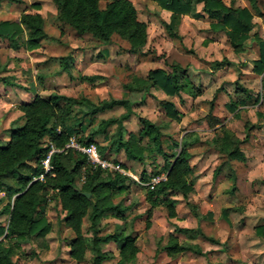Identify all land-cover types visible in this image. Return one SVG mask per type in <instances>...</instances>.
<instances>
[{
    "label": "rangeland",
    "instance_id": "374dc122",
    "mask_svg": "<svg viewBox=\"0 0 264 264\" xmlns=\"http://www.w3.org/2000/svg\"><path fill=\"white\" fill-rule=\"evenodd\" d=\"M99 1L100 6L105 7L112 0ZM130 1L138 18L148 25L147 43L139 52L130 51L129 43L118 35L113 36L111 43L100 42L91 34L79 35L58 19L52 0H0V21H18L25 12H39L45 18L47 34L42 46L33 51L24 44L25 34L17 49L9 40L0 38V145L8 139L6 132L13 121L24 122L20 104L37 94L48 96L59 92L88 97L97 103L130 98L134 113L124 121L126 138L131 133L139 134L140 117L162 126L163 146L169 152L175 151V141H181L187 134L200 138L189 148L194 190L188 199L182 194L174 195L178 200V215L174 218L169 217L164 206L148 213L147 186L136 179H140L144 168L148 172L156 166L160 168L164 163L162 156L148 152L145 163L128 160L124 151L116 156L126 164L128 169H124L132 178L130 200L133 207L129 218L134 220L133 231L140 246L132 264H264V72L254 71L259 42L251 38L244 51H235L224 32L211 28V22L219 17L210 18L201 4L196 6L199 16L184 15L174 30H170L167 23L171 12L162 9L156 0ZM223 1L241 7L249 4L247 0ZM260 7L264 12V0L260 1ZM254 24L252 34L258 33L264 39V15H256ZM62 58H66L68 69L63 67ZM223 60L218 69L213 67L215 61ZM174 63L186 69L185 87L180 96L168 95L156 86L144 96V92L132 93L125 89L124 84L133 76L147 77L149 70L155 68L171 70ZM238 86L250 91L251 96L247 97ZM164 101L175 104L182 113L181 120L166 114L162 106ZM231 104L237 105L235 111ZM126 110L119 105L108 107L95 116L92 125H88L90 116L75 110L69 123L77 130L85 128L87 134L102 119L119 117ZM80 118H84L83 125L79 124ZM223 127L243 140L245 162L228 159L218 151L217 139ZM116 131V125L110 126L105 134L96 137L97 142L106 144ZM5 182L15 184L12 177ZM7 201L5 192H0V208ZM188 201L195 208H191ZM64 214L57 200L39 208L38 215L48 218L52 230L45 238H33L24 244L25 254L14 256L17 264H91L90 251L82 262L71 257L69 240L74 233L64 224ZM8 218L9 215L0 217L3 225ZM120 224L123 221L107 216L102 222L103 233L113 232ZM175 225L198 226L206 236L216 238L219 243H211L198 234L193 242L200 246L203 254L186 251L171 257L158 248L168 241ZM88 226L86 217L85 232ZM258 227L263 228L262 234L257 233ZM180 238L186 239L182 235ZM106 248L115 254L119 252L115 242L107 244Z\"/></svg>",
    "mask_w": 264,
    "mask_h": 264
},
{
    "label": "trees",
    "instance_id": "16d2710c",
    "mask_svg": "<svg viewBox=\"0 0 264 264\" xmlns=\"http://www.w3.org/2000/svg\"><path fill=\"white\" fill-rule=\"evenodd\" d=\"M52 1L57 8L58 19L79 35L91 34L103 43H111L113 36L118 35L129 43L132 52L141 51L147 43L148 25L138 18L137 10L130 0H112L105 7L100 6L99 0ZM156 1L162 9L171 12L170 22L167 23L170 30H174L175 24H179L184 15L199 16L196 6L201 4L202 10L210 18L219 17V20L217 18L211 22V28L224 32L235 51H244L248 40L255 38L260 49L259 57L254 60V71L260 74L264 72V39L258 33L252 34L254 17L264 15L260 7L261 0H247L249 6L244 7L226 4L223 0ZM24 34V44L28 50L33 51L42 46L47 34L45 18L41 13L25 12L18 21H0V38L9 40L13 48L20 47V38ZM62 59L63 67L68 69L66 58ZM223 63L224 60L215 61L213 67L218 69ZM185 73V68L174 63L171 64V70L155 68L149 70L147 77L133 76L124 87L132 93L144 92V96L152 86H156L168 95L180 96L185 87ZM2 80L8 82L5 78ZM238 87L247 97L251 96L250 91ZM116 105L124 106L126 112L119 117L102 119L87 134L85 128L77 130L69 123L73 112L79 110L83 116H90L88 125H92L100 111ZM132 105L130 98H114L97 103L88 97H73L59 92H52L48 96L37 94L32 100L20 104L24 122L13 121L6 132L8 139L0 145V192H5L8 197V201L0 208V217L9 215L7 224L3 225L0 221V264H17L14 256L25 254L24 244L33 238L43 239L52 230L48 218L38 215L39 208L52 200H57L61 205L65 211L64 224L74 233L69 246L70 255L75 260L85 261L90 251L91 264H132L140 251L138 236L133 231L134 220L129 218V211L133 207L130 200L132 178L118 170L90 165L84 153L68 149L52 155V174L47 175L45 180H33L43 171L42 161L49 152V143L63 147L73 137L83 145L96 143L102 157L116 163L120 162L116 157L120 151H124L128 160L140 163H145L148 152L158 153L164 160L163 165L160 168L156 166L151 172L145 168L140 172L142 183L149 182L153 176L166 175L153 187L146 185V199L150 204L148 213L164 206L170 218L177 217L178 200L174 195L182 194L188 199L189 193L194 190L189 148L198 143L200 138L195 134H187L181 141H175V151L169 152L163 146L162 126L146 117L139 118L142 123L139 134L131 133L126 138L124 121L134 113ZM162 106L169 117L181 120L182 113L172 101H164ZM236 106L231 104L234 111ZM84 123V118H80L79 124ZM112 125L117 126L116 133L109 137L106 144H99L96 137L105 134ZM242 142L231 129L223 127L222 135L217 139V149L228 159L245 162ZM120 163L128 169L126 164ZM8 177H12L15 184L5 182ZM87 193L90 195L87 196ZM187 203L195 208L191 202ZM107 216L121 220L123 224L118 225L113 232L103 233L102 222ZM195 216L200 220L197 213ZM86 217L89 226L85 232L83 223ZM256 231L262 234L263 228L258 227ZM198 234L211 243H219L216 238L206 236L198 226L189 228L175 225L174 232L170 233L168 241L158 251H165L171 257L186 251L203 254L200 246L193 242L197 240ZM181 235L186 239L182 240ZM111 242L118 244V254L106 248Z\"/></svg>",
    "mask_w": 264,
    "mask_h": 264
},
{
    "label": "built area",
    "instance_id": "2783aa9c",
    "mask_svg": "<svg viewBox=\"0 0 264 264\" xmlns=\"http://www.w3.org/2000/svg\"><path fill=\"white\" fill-rule=\"evenodd\" d=\"M49 145H50L49 152L42 161L43 171L40 174L34 176L33 180H45L47 175L52 174L53 173V165L51 163L52 155L55 152H66L68 149H74V150L84 153L87 157V162L90 165H93L95 167H102L104 169L118 170L124 174L130 175L122 167L120 162L116 163L111 159L103 158L96 143H90L88 145H83L76 138L73 137L63 147H57L53 143H49ZM165 178H166L165 174L153 176L149 182L145 183V185L149 187H153L160 180L165 179ZM136 179L139 182H141L140 179L138 178Z\"/></svg>",
    "mask_w": 264,
    "mask_h": 264
},
{
    "label": "water",
    "instance_id": "95a60500",
    "mask_svg": "<svg viewBox=\"0 0 264 264\" xmlns=\"http://www.w3.org/2000/svg\"><path fill=\"white\" fill-rule=\"evenodd\" d=\"M90 195V193H87V196H89Z\"/></svg>",
    "mask_w": 264,
    "mask_h": 264
},
{
    "label": "crops",
    "instance_id": "0c3cea01",
    "mask_svg": "<svg viewBox=\"0 0 264 264\" xmlns=\"http://www.w3.org/2000/svg\"><path fill=\"white\" fill-rule=\"evenodd\" d=\"M249 3V2H248ZM247 6H249V4L247 5ZM47 142H48V140H46Z\"/></svg>",
    "mask_w": 264,
    "mask_h": 264
}]
</instances>
